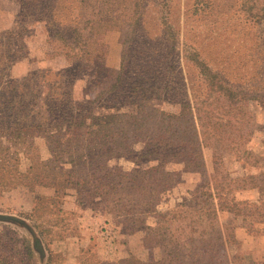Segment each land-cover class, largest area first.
Instances as JSON below:
<instances>
[{"label": "rangeland", "instance_id": "rangeland-1", "mask_svg": "<svg viewBox=\"0 0 264 264\" xmlns=\"http://www.w3.org/2000/svg\"><path fill=\"white\" fill-rule=\"evenodd\" d=\"M125 1L120 10L131 1L143 3V32L135 35L122 28L100 30L95 34L90 50L99 53L106 47L98 80L104 86L116 82L124 53L126 73L115 95H101L102 88L91 87L90 78L78 74L72 93L81 108L79 121L93 129H102L106 121L132 112L133 108L128 106L131 97L146 99L144 103L154 117L162 112L179 113L178 103L183 101L186 90L193 107L198 98L205 101L207 93L200 76L184 59L186 39L201 50L202 57L214 70L222 71L224 78L236 85L234 95L225 100L223 108H216L212 118L209 129L214 133V141L211 147L203 149L206 166L209 170L212 168L217 154L233 178L258 175L259 165L254 160L264 161V0ZM19 12L16 1L0 0V20L9 17L14 21ZM165 18L179 31L181 44L175 52L167 47L163 36ZM25 43L27 50L23 53L27 57L19 60L11 71L15 79L40 70L60 71L72 66L71 43L50 37L45 24L30 21ZM181 74L185 78L183 83ZM141 84L142 90H134V85ZM98 95L101 98L97 99ZM18 138L34 142L37 150L31 156L24 149L18 151V161L13 160L1 171L0 178L11 180L18 171L27 174L32 158L38 165L51 158L44 135L32 130L12 132L1 137L0 143L3 148H13V141ZM142 139L144 135L140 132L129 133L132 148L142 154L137 163L116 158L106 166H96L98 183L90 179V188L56 190L46 186L50 180L40 175L34 181L32 177L20 181L16 189L0 190V215L25 221L45 249L42 260L26 229L0 222V264H164L166 248L156 233L159 218L155 212L172 211L189 202V192L195 190L203 178L200 173L191 172L187 162H176L180 149L146 146ZM250 153L254 157H250ZM160 165L173 174V187L156 199L157 205L148 204L135 195L139 206L132 208L127 202L132 198L129 191L111 190L110 180L104 179L106 174H114L116 168L124 172L148 171ZM62 169L57 171L67 175L71 166ZM40 172L39 169L37 174ZM62 177L63 180L64 175ZM42 180L46 182L41 183ZM99 180L103 188L97 192L93 185L101 183ZM234 194L240 208L260 197L255 189H242ZM219 219L225 226L233 216L220 212ZM236 224L238 242L220 250L221 264H228L231 257L235 264L264 263V235L250 234L241 227V219H237ZM238 231L246 237V243L241 242Z\"/></svg>", "mask_w": 264, "mask_h": 264}, {"label": "trees", "instance_id": "trees-1", "mask_svg": "<svg viewBox=\"0 0 264 264\" xmlns=\"http://www.w3.org/2000/svg\"><path fill=\"white\" fill-rule=\"evenodd\" d=\"M14 1L20 12L11 26L0 33V138L25 130L43 134L51 158L41 161L40 165L35 164L32 158L27 174L18 171L11 180L3 176L0 178L3 189L0 190L16 189L20 181L28 178H34V181L40 175L50 180H42L41 183L46 182V186L56 190L90 188V179L98 183L94 171L96 166H106L116 158H126L134 163L139 161L142 154L132 148L128 137L131 132H140L144 135L141 141L146 146L180 149L176 162H187L191 172L200 173L203 178L202 183L189 192V202L172 211L155 212L159 218L156 233L166 248L164 264H221L220 250L238 242L237 219L242 220L241 227L250 234L264 235V171H261L264 161L254 160L259 165L258 175L242 178L230 175L220 155H214L210 170L205 164L203 149L211 147L214 141V133L209 128L215 110L223 108L225 100L234 95L236 85L226 80L222 71L214 70L202 57L200 49L185 39L184 59L197 70L208 102L198 98L193 107L186 90L183 101L178 103L179 113L162 112L159 117H154L144 103L146 99L131 97L128 106L133 110L125 116L128 117L126 120L124 116H116L106 121L102 129H93L79 121L81 108L72 93L78 74L88 76L91 87L102 88L101 95H115L126 73V53L122 55L116 82L104 86L98 77L106 47L94 53L89 44L100 30L126 28L135 35L142 33L143 3L131 1L124 10H120V6L126 4L125 0ZM257 16L261 17L260 14ZM30 21L45 24L50 37L67 39L71 43L74 54L71 67L60 71L40 70L22 79L11 77L13 66L27 57L23 52L27 50L25 38ZM162 25L166 45L175 52L181 44L179 31L168 19ZM181 81H185L182 74ZM133 88L140 91L143 85H134ZM99 98L101 96L98 95ZM204 104L208 106L205 108ZM12 147L3 148L0 143V172L6 170L13 160L18 161V151L24 149L31 156L37 150L34 142L20 138L13 141ZM249 156L253 155L250 153ZM66 165L71 166L67 175L60 172ZM39 169L42 172L37 174ZM114 171V174H106L104 179L110 180L108 186L111 190L129 191L132 198L127 202L132 208L139 206L135 195L147 200L148 204L157 205L156 199L173 187V174L164 165L148 171L124 172L120 168ZM102 186V181L93 185L97 192L102 190ZM242 189L258 190L259 199L246 207H238L234 193ZM220 212L233 216L225 226L220 222Z\"/></svg>", "mask_w": 264, "mask_h": 264}, {"label": "water", "instance_id": "water-1", "mask_svg": "<svg viewBox=\"0 0 264 264\" xmlns=\"http://www.w3.org/2000/svg\"><path fill=\"white\" fill-rule=\"evenodd\" d=\"M0 222H6V223H11L14 225H17L21 228L26 229L32 236L33 238V248L36 252H38L41 256V259L43 260L45 258V249L44 246L41 242V240L38 238L34 230L23 220L18 219L16 217H11V216H5V215H0Z\"/></svg>", "mask_w": 264, "mask_h": 264}, {"label": "crops", "instance_id": "crops-1", "mask_svg": "<svg viewBox=\"0 0 264 264\" xmlns=\"http://www.w3.org/2000/svg\"><path fill=\"white\" fill-rule=\"evenodd\" d=\"M12 22H13V20L11 21V19L9 17L8 18H3L2 17V19L0 20V32L6 30L7 28H9L11 26ZM237 234L240 237L241 242L242 241H243V243L247 242V240L245 239L246 237L245 238L243 237V234L241 233V231H238ZM244 246L246 247L247 245L244 244ZM244 246L242 245L241 248L245 251V249H244L245 247ZM247 252H249V251H247ZM224 256H225V254H224ZM230 259H231V261L228 262V264H235L233 257H231ZM262 261H264V259H262Z\"/></svg>", "mask_w": 264, "mask_h": 264}]
</instances>
